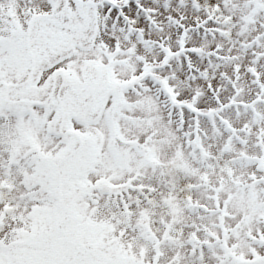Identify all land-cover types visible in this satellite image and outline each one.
Instances as JSON below:
<instances>
[{
	"label": "snow or ice",
	"instance_id": "obj_1",
	"mask_svg": "<svg viewBox=\"0 0 264 264\" xmlns=\"http://www.w3.org/2000/svg\"><path fill=\"white\" fill-rule=\"evenodd\" d=\"M0 264H264V0H0Z\"/></svg>",
	"mask_w": 264,
	"mask_h": 264
}]
</instances>
